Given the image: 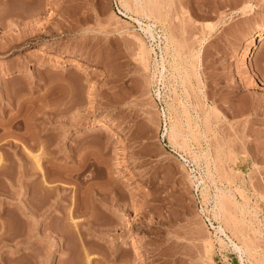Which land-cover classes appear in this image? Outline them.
<instances>
[{"label":"rangeland","instance_id":"1","mask_svg":"<svg viewBox=\"0 0 264 264\" xmlns=\"http://www.w3.org/2000/svg\"><path fill=\"white\" fill-rule=\"evenodd\" d=\"M123 1L0 0V264H264V0H160L166 22Z\"/></svg>","mask_w":264,"mask_h":264},{"label":"bare ground","instance_id":"2","mask_svg":"<svg viewBox=\"0 0 264 264\" xmlns=\"http://www.w3.org/2000/svg\"><path fill=\"white\" fill-rule=\"evenodd\" d=\"M123 1V0H122ZM123 3H124V10L125 11H128L129 10V4L130 3H132L133 5H134V7L137 9V13H140L139 15L142 17V18H146L147 20H153V21H160V20H163V22H166V19H165V14L163 13V10H164V8H163V10H162V5H161V3L162 2H160V0H124L123 1ZM132 5V6H133ZM164 5V4H163ZM133 7V8H134ZM134 8V9H135ZM130 9H132V7H130ZM125 14V13H124ZM135 21L140 25V27H141V29L144 31V33L146 34V35H149V37L153 40V39H155L156 38V36H155V33H154V25L152 26V25H150V24H145V25H142V22H141V20L140 19H135ZM156 22H155V24H156ZM161 23V22H160ZM163 24V23H162ZM164 27V26H163ZM209 27V26H208ZM164 29H165V33H164V38H165V41H166V44H165V50H166V48H168V43H170V45L171 46H173V49H174V52L176 53V54H178L179 53V49L177 50V48H176V40L174 39L175 38V36H173L172 34H171V32L170 31H168L167 30V28L166 27H164ZM212 29V28H211ZM210 30V29H209ZM254 32H256V33H258V36H259V43H261L260 44V46L259 47H262L263 46V44H264V24H260V25H257V27H256V29H255V31ZM157 35V34H156ZM247 37H249V34H247ZM141 43V46H140V51H141V58L143 59V61L144 62H148V60H149V57H150V54H151V52H153V48H150V49H148V48H146V46H145V44H143L142 42H140ZM165 43V42H164ZM181 47V46H180ZM154 53V52H153ZM165 53H166V51H165ZM176 54H175V56H176ZM161 60H162V62L160 61V66H161V68H162V70H165V63H164V58H161ZM142 61V62H143ZM65 63H64V66L63 67H65L63 70H67V69H75V70H81V69H83V73H86V72H88L89 71V66L88 65H86L85 63H84V59L82 58V57H77V56H75V55H73V56H70L69 58H67L65 61H64ZM156 62V61H155ZM62 67V68H63ZM191 67H192V64H191ZM160 68V69H161ZM193 68H195L194 67V65H193V67H192V69ZM157 71V70H156ZM185 72H187V71H185ZM196 73V72H195ZM157 74V73H156ZM159 74V73H158ZM160 77L163 75L162 74V71H160ZM194 75V74H193ZM195 76H196V74H195ZM194 76V77H195ZM154 77H155V75H154ZM187 77H190V76H188V74L187 73H185V78L188 80V78ZM165 78V77H164ZM186 79H184L185 81H187ZM183 80V81H184ZM184 81V82H185ZM218 82V79L217 78H213V80H212V83H217ZM183 84H185V83H183ZM182 105V108H185V106L183 105V103L181 104ZM174 107V106H173ZM173 107L171 106V105H167V108H168V113H169V118L171 119V117L173 116L172 115V111L174 110L173 109ZM186 109V108H185ZM185 109H182V110H185ZM175 111V110H174ZM186 111L187 110H185V111H183V113H186ZM176 112V111H175ZM172 115V116H171ZM174 115H177V113H175ZM176 117V116H175ZM174 116H173V118H175ZM178 117V116H177ZM179 119H172V121L170 122V126H169V130L167 131V132H169V138H170V140L172 141V142H175V143H177L178 144V141L180 140H183L184 139V133H183V131H182V127H181V124L179 123L180 122V120L178 121ZM91 128H92V130L91 131H97V132H107V133H111V134H115V135H118L119 134V129L112 123V122H110V121H105V120H94L93 122H92V124H91ZM182 146L184 145L185 146V144H186V141L184 140V141H182V143L181 142H179ZM180 144H179V146H180ZM181 146V147H182ZM41 151V150H40ZM31 154V153H30ZM34 154V153H33ZM43 154V153H42ZM41 154L39 155L38 153L37 154H34V156L33 157H31V158H33L34 159V162L33 163H35L33 166L31 165V167H30V170H31V172H29V174L31 173V174H37V175H42V178H45V176H46V178H48L47 177V175H45V173L46 172H44V171H46V170H44V169H46V168H44V167H42V165L44 164L43 162H45V161H42V159L44 160V158H41ZM32 164V163H31ZM46 165V164H45ZM44 168V169H43ZM37 175H35V176H31L32 177V179H34L35 180V178H37ZM48 175H49V173H48ZM38 176V177H39ZM44 176V177H43ZM45 180V179H44ZM43 180V181H44ZM47 180V179H46ZM44 181L45 183H47V181ZM33 181V180H32ZM42 184H43V182H42ZM48 184V183H47ZM46 184V185H47ZM45 185V186H46ZM50 187V186H49ZM42 188H46V187H42ZM49 189V188H48ZM31 190V189H30ZM43 190V189H42ZM203 190H204V188H203ZM202 190V191H203ZM45 191H46V189H45ZM204 192V191H203ZM41 193V192H40ZM29 195L31 196V200H33V201H31L30 203H31V214L34 216V215H36L35 214V212H37V211H35L34 209H36V207H38L37 205H36V201H34V196H35V194H34V192H30L29 191ZM36 195H37V193H36ZM43 196H47V195H43ZM35 199H37L36 197H35ZM30 200V199H29ZM37 200H39V199H37ZM44 200H46V199H44ZM43 200V201H44ZM74 200V199H73ZM40 202V201H39ZM38 202V203H39ZM70 202V201H69ZM227 203L228 202H226L225 203V201H224V198H222V197H218V201H217V203H216V205L215 206H217V208H218V211L219 212H222L224 215H226V213L228 212L227 211ZM75 205V204H74ZM78 205V204H77ZM74 207V206H73ZM72 207V208H73ZM74 209H76V208H74ZM74 209H73V211L72 210H70V212H68L70 215V221H71V224H69V225H71V226H73V228H75L77 225H76V219L73 217V212H74ZM78 209V208H77ZM69 210V209H68ZM87 210V209H86ZM88 210H90L89 208H88ZM92 211V210H91ZM76 212V211H75ZM86 212V211H85ZM88 212V211H87ZM60 213V212H59ZM63 213V212H62ZM222 213H219V216H220V214L221 215H223ZM64 214V213H63ZM67 214V213H66ZM216 214H214V216H215ZM218 215V214H217ZM227 215H228V213H227ZM56 216V215H55ZM68 216V217H69ZM58 217V216H57ZM65 217H66V215H65ZM216 218V217H215ZM56 220V219H55ZM67 220H69L68 218H67ZM56 224H58V223H56ZM50 225V228H51V226L52 225H54L53 223H52V225L51 224H49ZM59 226V225H58ZM57 227V226H56ZM53 228L55 229V225L53 226ZM71 228V227H70ZM53 229V230H54ZM235 229H237L238 230V232H239V228H237V227H235ZM236 230V231H237ZM219 232L220 233H222V234H224V235H226V233H225V231H224V229L223 228H219ZM240 233V232H239ZM62 236H64V235H62ZM60 238H61V236H59ZM64 238V237H63ZM229 238V237H228ZM220 241V240H219ZM222 241V240H221ZM230 241V240H229ZM232 242V244H233V247H234V250H236V251H238V253L240 254V259L242 260L243 259V254H245V253H247V254H249V253H251L252 251H253V248H252V246L250 245V243L248 242V241H243V245H241V246H239V245H237L236 243H234L233 241H231ZM65 246V245H64ZM131 248H132V250L133 251H135V254H136V256L137 257H142V254H141V252H139V244L136 242V241H133L132 243H131ZM91 259L90 258H88L87 259V263L89 264L91 261H90Z\"/></svg>","mask_w":264,"mask_h":264}]
</instances>
